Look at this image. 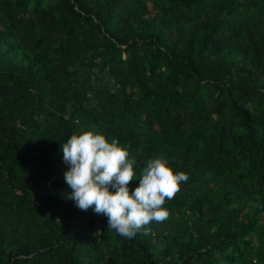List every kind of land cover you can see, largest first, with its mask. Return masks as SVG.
I'll use <instances>...</instances> for the list:
<instances>
[{"label":"trees","instance_id":"trees-1","mask_svg":"<svg viewBox=\"0 0 264 264\" xmlns=\"http://www.w3.org/2000/svg\"><path fill=\"white\" fill-rule=\"evenodd\" d=\"M84 131L130 193L149 159L189 176L148 235L67 199ZM0 264H264V0H0Z\"/></svg>","mask_w":264,"mask_h":264},{"label":"clouds","instance_id":"clouds-1","mask_svg":"<svg viewBox=\"0 0 264 264\" xmlns=\"http://www.w3.org/2000/svg\"><path fill=\"white\" fill-rule=\"evenodd\" d=\"M63 160L70 167L65 182L72 190L68 200L87 211L108 219V229L121 237L132 239L153 221L161 223L170 212L164 205L175 198L182 182L189 176L174 171L163 158L149 159L139 178V186L130 193L129 184L137 179L129 151L118 140L111 142L102 134L84 131L73 134L61 144ZM113 189L114 191L110 190Z\"/></svg>","mask_w":264,"mask_h":264}]
</instances>
